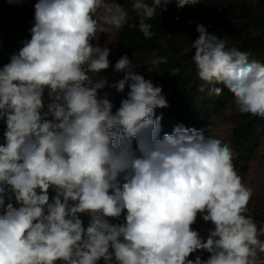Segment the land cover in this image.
<instances>
[{"label": "clouds", "instance_id": "1", "mask_svg": "<svg viewBox=\"0 0 264 264\" xmlns=\"http://www.w3.org/2000/svg\"><path fill=\"white\" fill-rule=\"evenodd\" d=\"M172 3L200 0H132L145 38L154 35L147 21ZM129 21L116 0H37L31 38L0 67V264H264V227L248 215L253 190L232 150L204 128L161 136L162 88L127 54L112 85L127 86V98L113 112L100 95L110 49L98 34L136 27ZM196 31L200 91L220 95L222 84L241 114L264 117V63L203 24ZM198 217L213 226L206 239L192 227Z\"/></svg>", "mask_w": 264, "mask_h": 264}, {"label": "trees", "instance_id": "2", "mask_svg": "<svg viewBox=\"0 0 264 264\" xmlns=\"http://www.w3.org/2000/svg\"><path fill=\"white\" fill-rule=\"evenodd\" d=\"M37 0H23L20 4H8L6 0H0V67L9 62L11 54L22 45L21 41L30 39L29 29L34 25V5ZM129 12L130 24L136 27H120L115 46L116 61L127 54L132 60V70L142 75L145 67L155 57H166L167 63L159 64V82L165 93L168 107L166 114L175 119L179 124L192 125L195 129H205V136L210 130L209 113L205 108H200L196 100L200 97L198 75L193 61L194 49L189 52L183 50L182 39L179 31L181 20L190 17L195 23L194 39L199 33L197 24H206L219 20L228 23L232 19L247 21L246 30L264 32V0H204V2L191 9L178 11L175 3L168 6L166 11L157 9L156 16L147 21L152 25L154 35L145 38L138 26L139 18L131 10L132 0H116ZM151 3V0H147ZM178 17V19H177ZM210 34H215L210 32ZM216 35V34H215ZM221 38H226L228 48H237L249 53V60L264 63V38L243 36L239 37L235 31L221 32ZM167 44V45H165ZM166 46V48H165ZM175 70V75H172ZM124 77L121 72L120 79ZM116 80L113 82L115 84ZM112 84V85H113ZM222 88L220 95H215L216 111H222L228 105L233 110H238L233 103V94L224 85H216ZM122 92L116 90L108 96L114 105L115 112L120 107ZM0 124V135L3 132ZM261 131L264 136V117L251 114H240L232 136L226 145L232 150V162L237 173L243 178L247 172L249 154L256 147V131ZM88 217H84L87 225ZM213 226L209 224V229ZM205 238L204 235L201 236ZM194 259V256H190Z\"/></svg>", "mask_w": 264, "mask_h": 264}, {"label": "rangeland", "instance_id": "3", "mask_svg": "<svg viewBox=\"0 0 264 264\" xmlns=\"http://www.w3.org/2000/svg\"><path fill=\"white\" fill-rule=\"evenodd\" d=\"M204 0H200V4H202ZM196 5V6H198ZM196 6L186 5L182 9H177L178 11H183L186 9H191ZM99 15L105 16L107 13L101 9ZM247 21L232 19L228 23H223L219 20L211 21L204 26L207 28L208 32L215 33L217 36H221V32L233 30L237 33L239 37L250 36V37H261L264 38V32L256 31V30H246ZM109 28L108 33L98 34V43L100 46H106L110 49V67L102 71L99 75L103 76L107 79V85L104 89L100 90V95L104 93L112 94L116 89L112 87V84L116 80H120L121 72L114 71L113 61L115 58V46L117 42V37L119 34L120 28H116L113 25H106ZM194 29L195 23L192 21L190 17H185L181 20L179 25V31L182 35V39L186 41L183 44V50L185 52H189L192 48V41H194ZM167 45V44H165ZM166 48V46H165ZM251 61V60H250ZM160 67L159 65L153 67L151 63H148L145 67L142 76L146 80H151V82L155 86L161 87V83L159 82ZM92 75V74H90ZM93 78H96L93 76ZM123 79V78H121ZM198 85L204 84L198 78ZM211 85H206L205 90L201 92L200 97L196 100L200 108H205L209 113V124L210 130L208 131L207 136H212L216 139H219L222 144H226L228 139L232 136L235 125L237 124L240 116V112L238 110H233L230 105L226 106L222 111H216V100L214 99L215 94L211 92ZM162 88V87H161ZM129 89L126 86L124 92L120 96V102L127 98V93ZM165 98V93L162 89L161 93ZM48 102L47 99V91L45 92V103ZM114 112V111H113ZM155 114L160 116L162 114L163 119L161 121L162 132L161 136L164 133H171L173 128L178 125V122L175 119H171L165 112V108H157L155 109ZM188 128H194L192 125L186 126ZM256 147L249 154L247 161V172L243 176L242 181L247 186L252 188L253 195L248 204V215H250L257 227H264V136L261 134V131H256ZM210 223H205L202 219L198 217L197 222L192 226L195 230H198L200 235H204L207 238L208 228ZM264 239V237H261ZM208 253H203V258L206 259L208 257ZM260 257L264 259V253H259ZM102 264V262H101Z\"/></svg>", "mask_w": 264, "mask_h": 264}]
</instances>
